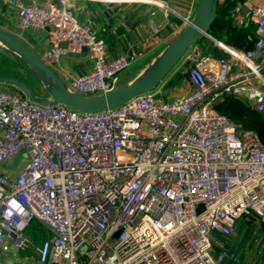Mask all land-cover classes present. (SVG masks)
<instances>
[{
	"label": "built area",
	"instance_id": "2783aa9c",
	"mask_svg": "<svg viewBox=\"0 0 264 264\" xmlns=\"http://www.w3.org/2000/svg\"><path fill=\"white\" fill-rule=\"evenodd\" d=\"M4 1L20 32L45 33L40 59L50 67L85 52L90 66L65 83L83 97L119 87L160 32L150 20L110 57L77 0ZM178 1L187 23L198 0ZM241 1L257 24L253 49L221 44L216 60L194 44L175 68L192 87L182 96H165L164 80L117 108L82 113L0 87V264H245L233 239L242 217L264 222V142L215 108L231 96L264 114V4ZM240 5L231 12L238 25ZM104 9L109 25L112 4ZM34 221L47 233L40 244L27 234Z\"/></svg>",
	"mask_w": 264,
	"mask_h": 264
},
{
	"label": "crops",
	"instance_id": "0c3cea01",
	"mask_svg": "<svg viewBox=\"0 0 264 264\" xmlns=\"http://www.w3.org/2000/svg\"><path fill=\"white\" fill-rule=\"evenodd\" d=\"M37 1L44 6L53 2V0ZM177 1L178 0H77V14L79 19L84 23L88 20H92L94 22V29L98 31L105 40L110 57H115L116 55L122 53L125 50L126 41L128 38L143 35L148 30L149 21H155L160 27V32L155 36L151 46L144 45V47H140V49L138 48L139 58L134 63L136 64L137 62L144 60L156 52H162L163 49L170 43V41H172L186 26V22L181 18V16L185 15L186 9L179 4V1ZM219 1L222 2L223 0ZM255 1L257 4H264V0ZM105 3L112 4L113 7L109 15V25L105 23L102 16V14L105 12ZM241 3L242 1L238 0L234 8H237V6H239ZM242 5L243 6L240 5L239 15L241 18H243V20H246L249 18V11L244 4ZM165 6H169L173 12H166ZM95 10H98L101 16L96 17L90 14ZM16 20L17 16L15 9L4 0H0V29L10 33L11 35H14L24 42L39 57L42 56L47 48L45 33L35 29L26 32H20L17 29ZM250 20L253 21L252 19ZM6 52L11 56L16 55L9 51ZM89 66L90 64L84 52L79 56L70 55L69 57L63 59L59 65H53L52 69L65 83H68L71 78H73L75 75L81 74L87 70ZM135 73H137V70H134L125 76H121V73L118 80L119 87H123L133 82L138 77V74ZM1 88L5 90H11L15 87L4 84L1 86ZM191 90V85L185 79L173 91L169 92V95L182 96ZM14 160L10 163V165L14 162ZM38 244H40V242ZM245 248L247 247L245 246ZM29 253L31 256L34 255L33 252Z\"/></svg>",
	"mask_w": 264,
	"mask_h": 264
},
{
	"label": "water",
	"instance_id": "95a60500",
	"mask_svg": "<svg viewBox=\"0 0 264 264\" xmlns=\"http://www.w3.org/2000/svg\"><path fill=\"white\" fill-rule=\"evenodd\" d=\"M217 4L218 0H198L192 19L187 21L182 31L165 47L149 70L128 85L114 88L95 97H83L70 92L65 82L52 67L42 61L20 39L0 29V53L7 54L6 51H9L16 54L37 78L48 80L47 93L49 97L35 96L27 84L20 79L0 77V82L17 88L31 101L41 104H63L82 113H99L117 108L131 102L141 94L152 92L178 66L188 49L203 38H205L208 46H212L214 58L216 60L223 58L219 48L222 43L216 41L208 32L217 17ZM205 56L206 58L209 57L208 55ZM168 92L169 89H166L164 95L166 96ZM202 209L203 207L200 206L198 211L201 212Z\"/></svg>",
	"mask_w": 264,
	"mask_h": 264
},
{
	"label": "trees",
	"instance_id": "16d2710c",
	"mask_svg": "<svg viewBox=\"0 0 264 264\" xmlns=\"http://www.w3.org/2000/svg\"><path fill=\"white\" fill-rule=\"evenodd\" d=\"M237 1L238 0H223L220 2L218 0L217 17L210 26L208 32L216 41L237 51L244 52L253 49L257 41V24L247 18L242 25H238V23L231 18V11ZM202 41L206 42L205 38H203ZM210 49H212V46H210ZM174 70L165 79L167 80L166 88L169 89V92L173 91L186 79L185 74L181 71L174 72ZM215 108L220 114L235 121L240 128L256 132L264 142V114L254 111L250 103L235 97L226 96L217 101ZM258 225L260 226L259 231L263 234L261 241H264L263 221L260 220L258 222L254 216H246L242 217L238 223V236L240 235V238L234 241V248L241 261H243L242 251L249 240L254 237ZM28 232L35 238L36 243L41 242V240L47 237L46 232L36 221L31 224V229H29ZM222 241L225 242L227 240L222 239ZM224 264L232 263L228 260L225 261Z\"/></svg>",
	"mask_w": 264,
	"mask_h": 264
},
{
	"label": "rangeland",
	"instance_id": "374dc122",
	"mask_svg": "<svg viewBox=\"0 0 264 264\" xmlns=\"http://www.w3.org/2000/svg\"><path fill=\"white\" fill-rule=\"evenodd\" d=\"M196 44H198V46L202 49L205 55H212V49H210V46H208L206 42L200 40ZM160 54L161 52H156L150 55L149 57L145 58L144 60L137 62L136 64L132 65L129 69L124 71L121 76H125L133 72L134 70H137V73L135 74H138L137 76L139 77L155 64ZM0 77H11L15 79H20L27 84V86L36 96L46 98L49 97L47 93V87L49 85L48 80L44 78H37V76L26 66V64L19 56H11L9 54L0 53ZM2 85L4 84L0 82V87ZM23 157L24 155L17 157L14 162L9 167H7V172L14 174L20 164V160ZM259 228L260 226L258 225L254 237L250 239V242L252 241V244H250V242L246 244L245 246L247 248H244L242 251V260L245 264H264V241H261V238H263V234L259 231ZM29 229H31V226L29 227ZM29 229L27 230V234L32 236V234L28 232ZM239 238L240 235H237V237H235L233 241H236V239L239 240Z\"/></svg>",
	"mask_w": 264,
	"mask_h": 264
}]
</instances>
